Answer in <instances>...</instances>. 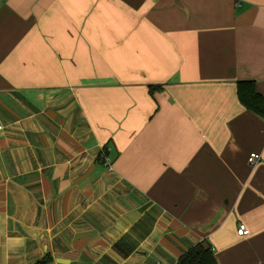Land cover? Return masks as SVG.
Here are the masks:
<instances>
[{
	"label": "crops",
	"instance_id": "crops-1",
	"mask_svg": "<svg viewBox=\"0 0 264 264\" xmlns=\"http://www.w3.org/2000/svg\"><path fill=\"white\" fill-rule=\"evenodd\" d=\"M241 81L264 0H0V264H264Z\"/></svg>",
	"mask_w": 264,
	"mask_h": 264
},
{
	"label": "trees",
	"instance_id": "trees-1",
	"mask_svg": "<svg viewBox=\"0 0 264 264\" xmlns=\"http://www.w3.org/2000/svg\"><path fill=\"white\" fill-rule=\"evenodd\" d=\"M158 89V88H157ZM237 96L239 102L249 111L264 118V98L256 91L252 81L237 83ZM44 260L37 264H49ZM178 264H218L212 248L204 241L189 249L178 261Z\"/></svg>",
	"mask_w": 264,
	"mask_h": 264
},
{
	"label": "built area",
	"instance_id": "built-area-1",
	"mask_svg": "<svg viewBox=\"0 0 264 264\" xmlns=\"http://www.w3.org/2000/svg\"><path fill=\"white\" fill-rule=\"evenodd\" d=\"M110 149H103L99 155V159L104 163L108 170L113 171V162L109 156ZM262 157L260 154L252 153L248 158V163L250 165H256L261 161ZM249 234V230L244 225H240L238 228L239 236H247Z\"/></svg>",
	"mask_w": 264,
	"mask_h": 264
}]
</instances>
